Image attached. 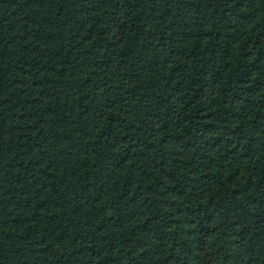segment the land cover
<instances>
[{
	"label": "trees",
	"instance_id": "16d2710c",
	"mask_svg": "<svg viewBox=\"0 0 264 264\" xmlns=\"http://www.w3.org/2000/svg\"><path fill=\"white\" fill-rule=\"evenodd\" d=\"M0 264H264V0H0Z\"/></svg>",
	"mask_w": 264,
	"mask_h": 264
}]
</instances>
